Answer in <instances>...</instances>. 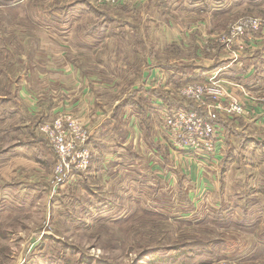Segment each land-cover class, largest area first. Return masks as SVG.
I'll list each match as a JSON object with an SVG mask.
<instances>
[{
    "label": "rangeland",
    "instance_id": "1",
    "mask_svg": "<svg viewBox=\"0 0 264 264\" xmlns=\"http://www.w3.org/2000/svg\"><path fill=\"white\" fill-rule=\"evenodd\" d=\"M250 18L261 26L240 50L234 26ZM262 46L264 0H0V264H264V91L222 78L248 115L220 118L215 169L161 120L201 104L183 87ZM89 103L107 111L89 122ZM67 116L90 156L59 181L43 126Z\"/></svg>",
    "mask_w": 264,
    "mask_h": 264
},
{
    "label": "built area",
    "instance_id": "2",
    "mask_svg": "<svg viewBox=\"0 0 264 264\" xmlns=\"http://www.w3.org/2000/svg\"><path fill=\"white\" fill-rule=\"evenodd\" d=\"M93 1L117 6L133 0ZM260 26L261 21L256 18L237 22L234 26L237 48L243 49L244 39L242 42L239 40V38L245 37L243 32L248 31L252 35ZM232 52L230 63L238 57L237 51ZM222 69L216 68L209 71L204 82H192L181 90L188 98L200 100L201 104L190 110L166 106L161 115L164 128L166 132L168 131L167 139L173 143L174 147L194 153L199 158L198 162L210 169L217 168L225 151L220 118L227 115H248L245 105L240 101V96L226 89L227 82L220 76ZM254 101H257L264 112V96H259ZM204 104L205 106H203ZM66 119L67 121L63 123L61 118H57L51 126H43L57 158L55 173L59 176V181L69 172L73 176L74 170H85L88 167L90 156L89 149L85 148L89 137L88 130L82 128L77 121L70 119L69 116Z\"/></svg>",
    "mask_w": 264,
    "mask_h": 264
},
{
    "label": "crops",
    "instance_id": "3",
    "mask_svg": "<svg viewBox=\"0 0 264 264\" xmlns=\"http://www.w3.org/2000/svg\"><path fill=\"white\" fill-rule=\"evenodd\" d=\"M215 14H218V12H214L212 15H215ZM106 35H107L106 34V31L102 35H99L98 36V38H99V41L98 42L105 41L106 40ZM256 50H255L256 53L257 54H260V56H257L256 57V56H254L253 53L252 54H249V55L247 54L248 57L239 58V60H237L234 64H231V65L229 64L226 68H223L222 71L223 70L224 71L221 72L222 73V76L221 75L220 76L223 77V78H225V79H227V80H236L238 78H243L246 81L247 85H252V87H254L253 88L254 90H258L260 92L261 91H264V48L262 46V47H259ZM242 60L245 62L244 66H241L242 65L241 64V61ZM223 65L225 66L226 64L223 63L222 65H219V66H223ZM70 66H71L70 64H67V65L63 66L62 69H63V71L68 70V69L71 71L72 78L69 81H71V83H73V81H72L73 79H75V80L78 79V77H76L78 73H77L76 67H70ZM51 70H55V71L58 70L59 71L60 69H56L55 67H52ZM187 71H191V70H187ZM192 71H196L195 68ZM73 74L75 76H73ZM152 74H154V73L151 72L150 73V77H151ZM230 74L234 75L237 78L231 79L229 77ZM92 80H93V78L90 77V79H89V85L95 86L94 83L92 82ZM240 81L241 80H239L238 82H240ZM65 83H67V82L65 81ZM240 83H242V82H240ZM99 85H100V87H103L104 86V82L102 81V83H101V80H100ZM142 85L145 87L146 90L151 89V87H152V86H149L150 84L148 82H146V83H143L142 82L141 85H139V88L140 89H143L144 88ZM244 86H246V85L244 84ZM231 88H235V86L233 85V86H231ZM248 89H249V87H248ZM241 91H243V90H241ZM153 93H154V91H153ZM115 104L117 105L118 102H116ZM92 108H93L92 107V104H90V105H88V107L86 109V110H88L87 111V114H88V120H89V122H91V120L93 122V120H96V118L98 117V115L101 116L103 114V112H106L107 111V110L106 111L105 110H102L100 108L98 110H95L94 109V111H93ZM86 110L84 111V113H86ZM137 116H139L138 112H137L136 115H134V117L132 118V120H129V123L130 124L131 123L133 124L134 123L133 121H135L137 119ZM92 117H94V119H92ZM154 117H156V116L155 115H153V116L151 115L150 120L151 121H152V119L154 120ZM103 122H104V118H101L100 121H99V124L102 125ZM93 127H94V129L95 128L97 129L98 126L96 125V126H93ZM93 127H91V131H92ZM102 128H104V127H102ZM155 129H156V127H155ZM98 132H99V129H98ZM155 133L157 134V138L156 139H158V136H160V134L157 132V129H156V132ZM156 134L153 135L154 138L156 137ZM162 146H164V142L162 143Z\"/></svg>",
    "mask_w": 264,
    "mask_h": 264
},
{
    "label": "trees",
    "instance_id": "4",
    "mask_svg": "<svg viewBox=\"0 0 264 264\" xmlns=\"http://www.w3.org/2000/svg\"><path fill=\"white\" fill-rule=\"evenodd\" d=\"M217 15L218 14H215V17H218ZM195 70L196 71H192L191 72V76L189 77L188 81H190V80H199L200 79V77H201L200 75H202L203 72H201V70H199L198 67H196Z\"/></svg>",
    "mask_w": 264,
    "mask_h": 264
}]
</instances>
